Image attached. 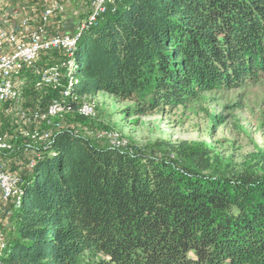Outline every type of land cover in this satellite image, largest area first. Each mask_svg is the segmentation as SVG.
<instances>
[{"label":"trees","instance_id":"trees-1","mask_svg":"<svg viewBox=\"0 0 264 264\" xmlns=\"http://www.w3.org/2000/svg\"><path fill=\"white\" fill-rule=\"evenodd\" d=\"M67 58L40 52L17 73L20 95L33 77L37 111L61 98L67 67L59 85L32 82ZM70 74L69 123L35 146L16 131L11 153L37 155L22 164L19 207L7 202L2 264H264V161L231 169L186 140L114 148L86 134L77 111L97 93L131 116L211 92L240 99L264 79V0H117L79 38Z\"/></svg>","mask_w":264,"mask_h":264},{"label":"rangeland","instance_id":"rangeland-1","mask_svg":"<svg viewBox=\"0 0 264 264\" xmlns=\"http://www.w3.org/2000/svg\"><path fill=\"white\" fill-rule=\"evenodd\" d=\"M116 1L114 3L115 10ZM93 2L91 1V10L94 8ZM89 15L85 21L79 22V27L83 25L79 32L76 31L78 23L72 20L65 21L64 27L58 30L59 32L74 33V49L83 32L100 18H95L91 23H88ZM63 67H67L65 77L72 83L70 69L73 67V56L63 62ZM52 71L62 73V69L57 64L47 67L42 73ZM30 77L23 79L22 90L24 92L19 95V99L10 101L5 106L0 103V126L5 125L11 132L8 134V142L12 146L10 152H0V160L6 162L8 169L12 163L19 167L20 164L22 166L28 159L35 156L34 150H26L20 156L11 153L13 145L16 146L17 142L15 141L19 138L16 131L26 137L33 132L41 134L50 131L52 133L58 127L46 125L41 119H39L40 121L38 119H20L19 111L29 110L28 113L37 111L34 107L37 103L28 94L31 88L26 87L29 85L28 82L32 81ZM39 77L40 75L32 82L34 88L55 85L52 83L42 85ZM12 79L14 83L17 82V73L12 76ZM235 93L236 91L225 94L205 93L185 108L166 109L144 116L128 115L124 112L127 102H119L107 94L97 93L93 97H88L86 99L88 101H84L91 103L94 107V115L88 117L91 125L85 133L95 139L103 129L109 128L111 132L124 140L129 148L150 147L159 140L206 143L213 149L215 156L231 169L239 168L247 163L260 166L264 161V79L248 86L245 92L240 95V99ZM69 121L70 118L65 114V111L52 119L53 124L65 125ZM106 136L108 135L106 134ZM106 139L108 138L106 137ZM36 142H41V140H33L31 144L38 145L39 143ZM108 144L114 147L109 139ZM8 225L9 223L7 227H9Z\"/></svg>","mask_w":264,"mask_h":264},{"label":"built area","instance_id":"built-area-1","mask_svg":"<svg viewBox=\"0 0 264 264\" xmlns=\"http://www.w3.org/2000/svg\"><path fill=\"white\" fill-rule=\"evenodd\" d=\"M105 6L106 5H103V8H105ZM58 9H60L58 2L50 0L49 4L40 15L41 24H46L53 12ZM27 23L28 19H24L23 24ZM78 30L79 23L76 27V31ZM72 40H74V33L70 34L69 32H57L52 35H47L43 33V28L41 26L31 30L24 38H20L16 33L7 31L0 25V84L3 82V80H6V71H20L23 69L24 59H26L28 53L60 49L67 54V52H69V46ZM57 65L60 67L63 66V63ZM38 75L45 76L46 79H53V76H51L50 73H42V70L38 72ZM17 85L19 84L13 83V89L11 91H0V102H10L15 99H19L15 95V87H17ZM49 105H52V103ZM79 109H81V111H92V109L89 108V105L86 103L80 105ZM45 111H37V113H42L43 115ZM25 115H28V112L23 110L19 111L20 119L24 120ZM106 132H111V129L102 130L97 135V138L104 139L108 142V139H106ZM37 139H41V141H47L48 133L37 135ZM8 141V134H0L2 153L10 152L8 151ZM116 146H119L123 149H130L128 145L120 139H116ZM30 161L33 160H29V163ZM19 186V175L11 172L8 169L6 162L0 160V200L4 203L11 201L13 193L18 189Z\"/></svg>","mask_w":264,"mask_h":264},{"label":"crops","instance_id":"crops-1","mask_svg":"<svg viewBox=\"0 0 264 264\" xmlns=\"http://www.w3.org/2000/svg\"><path fill=\"white\" fill-rule=\"evenodd\" d=\"M50 1V0H49ZM49 1L41 0V8L38 6L37 0H12L6 1L0 5V25L7 31L16 33L20 38H24L34 28L42 27L43 33L52 35L59 32L64 27L65 21H74L79 23L86 19L91 10V0H54L60 5V9L53 12L46 24H41L40 15L47 7ZM24 19H28L27 24H23ZM74 30V29H73ZM23 79L25 77H22ZM3 106L8 102L1 103ZM35 153V152H34ZM35 155H37L35 153ZM16 164V163H15ZM9 170L14 174L20 175L23 166H10ZM7 203L0 200V232L2 227L5 230L7 224L3 225L4 213Z\"/></svg>","mask_w":264,"mask_h":264},{"label":"bare ground","instance_id":"bare-ground-1","mask_svg":"<svg viewBox=\"0 0 264 264\" xmlns=\"http://www.w3.org/2000/svg\"><path fill=\"white\" fill-rule=\"evenodd\" d=\"M93 2V6L94 8H92V12L89 15L88 18V23H91L95 18L101 17L102 15H104L105 13L109 12H114L115 11V6L114 3L116 0H92ZM103 5H106L105 8H103ZM85 25V24H84ZM83 25H81L79 27V29L82 27ZM79 32V30L77 31ZM74 46H75V37L74 40H72L70 46H69V52H67V56L69 58H72L73 56V51H74ZM40 52H35V53H28V55L26 56V59H24V67L22 70H24L25 68L30 67L33 62L38 58ZM21 71V70H20ZM20 71H6V80H3V82L0 84V91H11L13 89V79L12 76L15 73H18ZM51 74V76H53V79H46L45 76H40V81L43 84H55V85H59L60 83V78L63 76L62 73L60 71H52L49 72ZM65 75V73H64ZM70 78H71V74H70ZM15 84H18L17 82ZM71 85V80H67V84L64 86L63 90H62V95L60 99H54L51 103L52 105H49L46 109V111L43 113H37V111L28 113V115L24 116V119H41V121H43L46 125H49L51 127L57 126V123L52 122V119L54 117H56L57 115H60L61 113H63L65 111V107L63 104V97H66L69 95V87ZM15 95L18 98L20 95V90L18 89V85L17 87H15ZM83 103H86L89 105V108L92 109V111H81V109H77L78 113L82 116H86V117H91L94 115V107L91 103L89 102H82L80 105H82ZM40 121V120H39ZM48 133V139H50L52 133L50 131L47 132H43L41 134H47ZM106 134L108 136H106L109 141L112 143V145L116 148H121L119 146H116V139H120V137H118L117 134H115L114 132H106ZM37 135H40L36 132H33L30 135H26L27 138H29L30 140H36L37 139ZM24 137V136H23ZM41 140V139H40ZM122 140V139H120ZM123 142H125L124 140H122ZM126 143V142H125ZM127 144V143H126ZM12 148L11 144L8 142V151ZM0 152H2V146L0 145ZM34 162L30 161V163L28 164L29 166H33ZM21 195H22V190L21 187L19 186L18 189L13 193V196L11 197V200L14 202L16 207H19V204L21 202ZM21 206V205H20ZM14 207V206H13ZM15 207V208H16ZM5 247V243L3 240V236L0 233V264H2L1 262V252L2 249Z\"/></svg>","mask_w":264,"mask_h":264}]
</instances>
